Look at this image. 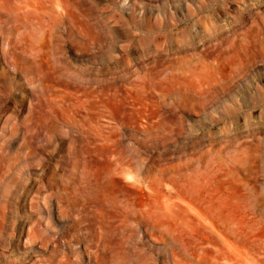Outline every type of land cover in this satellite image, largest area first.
Segmentation results:
<instances>
[{"label": "rangeland", "instance_id": "1", "mask_svg": "<svg viewBox=\"0 0 264 264\" xmlns=\"http://www.w3.org/2000/svg\"><path fill=\"white\" fill-rule=\"evenodd\" d=\"M0 264H264V0H0Z\"/></svg>", "mask_w": 264, "mask_h": 264}]
</instances>
